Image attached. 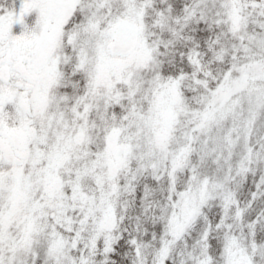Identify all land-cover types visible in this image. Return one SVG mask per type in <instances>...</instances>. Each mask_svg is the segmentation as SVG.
<instances>
[{"label": "snow or ice", "instance_id": "snow-or-ice-1", "mask_svg": "<svg viewBox=\"0 0 264 264\" xmlns=\"http://www.w3.org/2000/svg\"><path fill=\"white\" fill-rule=\"evenodd\" d=\"M0 264H264V0H0Z\"/></svg>", "mask_w": 264, "mask_h": 264}]
</instances>
